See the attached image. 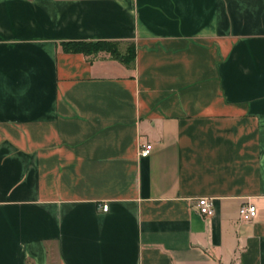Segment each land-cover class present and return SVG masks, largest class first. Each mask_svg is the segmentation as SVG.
Wrapping results in <instances>:
<instances>
[{
    "label": "crops",
    "instance_id": "crops-1",
    "mask_svg": "<svg viewBox=\"0 0 264 264\" xmlns=\"http://www.w3.org/2000/svg\"><path fill=\"white\" fill-rule=\"evenodd\" d=\"M0 264H264V0H0Z\"/></svg>",
    "mask_w": 264,
    "mask_h": 264
},
{
    "label": "trees",
    "instance_id": "trees-1",
    "mask_svg": "<svg viewBox=\"0 0 264 264\" xmlns=\"http://www.w3.org/2000/svg\"><path fill=\"white\" fill-rule=\"evenodd\" d=\"M120 41H74L64 43L67 51L82 52L87 55L99 51H107L112 56L122 60L130 65L135 60V44L127 43V51L124 53L120 50Z\"/></svg>",
    "mask_w": 264,
    "mask_h": 264
},
{
    "label": "built area",
    "instance_id": "built-area-1",
    "mask_svg": "<svg viewBox=\"0 0 264 264\" xmlns=\"http://www.w3.org/2000/svg\"><path fill=\"white\" fill-rule=\"evenodd\" d=\"M152 150L151 143H144L140 148V155L148 156ZM197 206L203 215H213L215 212L213 199L211 197H199L197 199ZM109 208L108 204L103 205V210L107 211ZM240 216L243 220H253L257 215V207L252 203L244 204L239 209Z\"/></svg>",
    "mask_w": 264,
    "mask_h": 264
},
{
    "label": "rangeland",
    "instance_id": "rangeland-1",
    "mask_svg": "<svg viewBox=\"0 0 264 264\" xmlns=\"http://www.w3.org/2000/svg\"><path fill=\"white\" fill-rule=\"evenodd\" d=\"M127 47H128V45L127 44H125V45H121L120 46V50L122 51V52H126L127 51ZM100 52H107V51H99V52H94V53H92V54H96V53H100Z\"/></svg>",
    "mask_w": 264,
    "mask_h": 264
}]
</instances>
